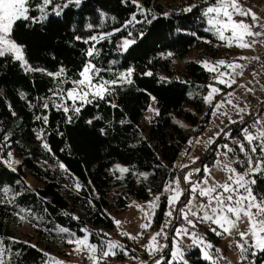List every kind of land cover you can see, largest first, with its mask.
I'll list each match as a JSON object with an SVG mask.
<instances>
[{"label":"trees","instance_id":"16d2710c","mask_svg":"<svg viewBox=\"0 0 264 264\" xmlns=\"http://www.w3.org/2000/svg\"><path fill=\"white\" fill-rule=\"evenodd\" d=\"M138 3L143 12L131 0H82L79 7L69 5L60 17L50 15L42 23L17 22L13 38L26 46V58L35 67L56 72L64 66L68 77L74 78L90 46L74 37L87 38L121 29L96 44L100 56L94 62L108 67L110 61H116L111 66L117 72L128 68L134 71L133 83L118 87L108 97L116 108L105 101H94L74 116L72 123H67L65 114L51 103L49 109L42 108L41 98L51 97L49 90L56 86L53 78L41 72H25L10 57L0 58V238L4 264H45L48 251L84 236L85 230L92 232L93 241L107 239L104 234L115 226L112 214L125 211L133 199L147 200L160 194L155 226L164 218L169 207L164 189L170 183L174 185L176 164L199 140L213 114V106L204 97L215 73L204 68L202 62H215L225 55L222 42L213 31L205 30L209 26L201 14L204 0ZM193 4L199 7L183 11ZM133 15L142 23L125 27ZM88 24L92 29L87 28ZM123 38L135 39L136 43L123 51L119 47ZM192 52H196L193 57ZM178 61L183 62L180 68ZM147 72L153 75H145ZM152 96L159 115L146 124L143 116ZM36 115H47V125L37 121ZM97 116L101 119H94ZM88 120L93 123L88 124ZM42 128L51 152L42 147L44 141L36 138ZM101 128L105 129L103 135ZM242 128V124L228 128L223 142L213 141L196 168L211 166L219 146L227 143L234 149L230 156L236 168L245 171L237 163L247 159L236 144L239 140L248 148ZM256 130L249 132L256 135ZM11 150L21 159L16 165L11 159L15 171L5 163ZM249 154L255 160L259 149ZM116 163L127 165L129 171L121 175L113 170ZM60 164L65 168L61 169ZM28 175L36 180L35 186L28 184ZM253 178L257 180L254 191L264 192V175ZM187 196H182L181 201L186 202ZM24 221L34 230L33 237L20 233ZM207 233L205 240L214 245L215 251L222 236L208 229ZM127 248L134 252L131 244ZM170 248L161 255L165 261L170 259ZM252 251L247 259L239 253V260L229 263L264 264V252L252 255ZM185 258L187 264H211L195 246ZM81 261L85 262L84 256Z\"/></svg>","mask_w":264,"mask_h":264},{"label":"snow or ice","instance_id":"6c2138e0","mask_svg":"<svg viewBox=\"0 0 264 264\" xmlns=\"http://www.w3.org/2000/svg\"><path fill=\"white\" fill-rule=\"evenodd\" d=\"M133 4L137 6L140 11H144L143 7L138 3V0H131ZM82 0H0V58L10 57L13 61L20 63V66L25 72H41L45 75L53 78L56 81V86L50 89L51 97L41 98L43 100L42 108L49 109V104L57 111H62L66 116V122L72 123L74 116H79L80 112L86 105L93 104L94 101H105L112 108H116L117 105L108 100L118 87H122L125 84H132L131 79L134 69L128 68L126 71L117 72L111 65H114L116 61H110L108 67L102 66L97 61L100 56V50L96 48V44L110 39L116 31L121 29H115L114 32L90 35L87 38L75 36L76 40H82L85 45H90L84 52L85 60L82 63L81 68L75 74L74 78L68 77V70L61 66L56 72L47 71L43 68H34L29 64L26 53L25 45L19 44L14 38L13 33L18 21H32L34 23H42L47 20L50 15L60 17L63 14L64 9H67L69 5L75 4L80 6ZM202 9V16L206 18L207 25L206 31H213L217 39L224 42L227 47L233 45L239 48H249L255 40L249 42L247 37H264V24L258 23L260 17L257 16L251 8H244L240 0H204ZM199 7L198 5H189L183 9L184 12H191L193 8ZM30 12H38L39 15H30ZM167 15V13H165ZM240 17L250 18L253 23L249 24L244 19H238ZM155 19V16H153ZM147 23H151V20H146ZM142 23L137 21L136 16L133 15L127 22L128 24ZM92 25L88 24L87 28L92 29ZM254 27H258L260 30L253 31ZM230 33V35H226ZM129 32V36H131ZM142 35V33H141ZM210 43V41H208ZM264 42V41H261ZM135 39L123 38L119 47L123 51L135 44ZM168 55H171L169 53ZM240 59H245L241 57ZM203 67L213 73H218L214 77L217 83L231 87L235 83L234 79H225L224 77L230 76V73L219 71L221 67L226 69L235 70L237 68H243L236 62H229L226 60H218L215 62H209L207 60L202 62ZM111 74V75H107ZM147 76H152V72L145 73ZM161 79H164L163 77ZM65 85H70L65 87ZM211 90L207 96L204 97L205 101L211 104L214 94L219 93L221 90L217 87L210 86ZM232 93H229L230 97ZM155 101V97H151ZM228 104H231V99L227 100ZM98 106V105H97ZM221 104L216 105L219 109ZM148 111L155 112L159 115L158 110L151 107ZM244 109H238V112H243ZM71 113V115H69ZM37 121H42L47 125V115H36ZM94 119L99 120L101 117L97 116ZM242 119V118H241ZM127 121H121L126 123ZM88 124H92L93 120H88ZM235 123V121H233ZM255 126V125H253ZM101 134L105 133V129H100ZM243 139L247 142L248 148L245 144L239 140L236 144L239 147V151L244 153L247 159L245 161H237L242 167H245V171L241 174L236 168H232L230 164H223L221 161H215L214 166L220 171H226L230 173L227 175L223 182H214L209 184V178L212 177V168L207 165L203 166V169L196 168L194 171L199 177L198 180H193L191 173L185 174L183 180L188 186V196L186 202L181 201V197L185 195V191L180 188V178L177 177L172 183L175 187H172L170 183L164 189L168 195L169 209L165 215L170 219L161 227L160 231L151 236L146 250L150 256L155 257L158 252H162L165 248H168V244H161L158 241V237H163L164 240H169L168 234L165 232V228L169 227L172 223V218L182 221L180 226H176L173 229V236L171 237L170 259L165 261L164 257L154 259L153 264H172L173 261L180 264H187L184 261V251L182 250V241L184 237H188L191 240V245L200 249L202 258L206 261H210L211 264H219L221 260H226V257L222 255L221 249L215 248V255L211 251L214 245L211 242L205 240L195 229L197 224L215 225V227H209V230L217 236L229 235L231 236L233 230L237 231L239 237L235 241L236 247L241 252V258L247 259L243 254L252 249V255H255L256 251L264 252V192H255L254 186L257 183L255 178L246 179V177H255L257 175H264V131H257V134L249 132L247 127L241 129ZM62 135V133H60ZM38 140L44 141V129H40L36 133ZM4 139H7L5 136ZM254 141H259L258 144H254ZM213 141L209 140L208 143ZM42 147L51 152L49 144L44 141ZM227 149L223 155L227 156L228 152H233L234 149L229 148L227 144L223 146ZM259 149V156L254 160V155ZM8 157L11 158L12 153L8 152ZM198 159V158H196ZM195 160H193V163ZM8 167L12 171L16 169L12 167V161L9 159L5 161ZM182 167H188L183 165ZM60 168L64 169L65 166L60 164ZM66 170V169H65ZM116 170L121 173H127L129 171L126 167L116 166ZM203 171L204 176H201ZM214 179V178H213ZM79 187V185H77ZM206 198V202L202 201L199 205L195 206L193 210V201L196 196ZM160 197L157 196L154 201L149 202V209H155L159 206ZM177 203H183V207L177 210ZM137 207H140L137 205ZM143 211V209H141ZM176 216L173 217V213ZM154 215V212L152 213ZM149 214L146 212L145 217L148 218ZM189 217H192L191 219ZM120 221H115V224L119 227ZM244 224V230H239V225ZM151 226L149 219L148 223L141 224V229H148ZM86 231V230H85ZM91 235V234H88ZM88 235L83 238L69 239V244H74L76 247L74 251L78 254L87 250L89 253L88 259L92 261V264H101L109 256L116 254L115 249L122 248L117 242L108 240L106 247L101 244L99 247L92 243H89ZM105 236L108 234L105 233ZM121 235L127 236L130 239H137L135 236H131L127 232H122ZM247 245V247H246ZM34 247V246H33ZM47 255V254H46ZM52 264H64L63 261L50 258ZM0 264H4L0 259Z\"/></svg>","mask_w":264,"mask_h":264},{"label":"rangeland","instance_id":"374dc122","mask_svg":"<svg viewBox=\"0 0 264 264\" xmlns=\"http://www.w3.org/2000/svg\"><path fill=\"white\" fill-rule=\"evenodd\" d=\"M248 1L251 2L252 11L255 12L257 16L264 18V0H248ZM244 21L247 23L246 20ZM226 35H230V33H226ZM220 45H221V48L224 49V55H225L224 57L223 56L221 57V60L223 59L229 62L234 61L240 65H243V68H237L234 71L231 69H226L224 67H221L219 69V71L230 73V76L224 77L225 79L235 80V83L232 84L231 87H227L225 85L217 83L214 77L218 75V73L214 74L212 83H210L209 85L208 93L211 90L210 86L217 87L221 91L217 94H214L211 104L207 102L209 105L213 106V114H212V118L210 122L206 126L204 132L201 134V137H199V140L202 142H206L208 139L207 138L205 139L206 141H204L203 140L204 138L208 136L212 137L213 131L217 127L221 119L224 116L229 115L231 111L233 110L238 111V109H244V111L247 110L248 109L247 97L249 96V94L253 92H257L264 88V65L261 66L258 69V71L249 70L248 68L249 64L251 63L253 59V49L252 48L250 47L249 48H239L235 45H233L232 47H227L224 42H222ZM195 54L196 52H192L191 57H193ZM241 57H244L245 59H240ZM29 64L32 65V63L30 62ZM182 65H183V62L179 63L178 61L179 68L182 67ZM33 67L39 68L35 66ZM69 86L70 85H67V87ZM224 87H227V89H225ZM229 93H232L230 97L228 96ZM228 99H231L232 101L231 104L227 103ZM218 104L222 105V107H220L219 109L216 108V105ZM149 107L158 110L156 99L155 101H153L152 99L150 100L148 108ZM155 116H156L155 112H150L147 109L144 113L143 121L146 124H150ZM257 130L264 131V111L258 116ZM220 142H223V140H220ZM223 146L224 145L219 146L220 150L218 152V156L215 161L219 160L223 164H230L232 168H236L234 164V160L230 156V152H228L227 156L223 155V153L227 151V149H225ZM228 147L230 146L228 145ZM10 152L12 153V156L10 159H13V165L19 164L21 159L15 155V152L13 150H11ZM214 164L215 162L211 166H209L210 168H212V177L214 178V179L209 178L210 185L214 182H223L226 179L227 175L230 174V173H227L226 171L218 170L214 166ZM117 165H119L120 167L128 168V166L125 164L116 163L113 167V170H116ZM237 171L240 172L241 174L244 172V171H239L238 169ZM204 175L206 174H203L201 176H204ZM246 179H253V177H246ZM26 180L28 184H30L31 186H35L37 184L36 180L31 175H28ZM174 185H172V187H175ZM170 194L171 193H168V195ZM157 196L160 197L159 199V206H160L161 195L156 194L147 200L133 199L131 200L129 207L125 211H122L119 213H113L112 216L114 218V221H120L121 223L119 227L115 224L113 229H111L110 231H107L106 233L108 234L107 235L108 238L103 241H93L91 239L92 232L89 230H86L85 235L91 234V235H88L89 243L97 245L98 247L101 244H104V246L106 247V242L108 240L117 242L120 245H122V248L115 249L116 254L114 256H109L106 260L102 261L101 264H134L139 261V259H137L138 258L137 255H135L136 253L138 252L148 253V251L145 248V245L148 244L151 236L159 231L158 226H155L154 224L156 213L159 209V206L153 210V209H149L148 205H149V202L154 201ZM202 201L206 202V198H201L197 195L195 200L193 201V210H195V206L199 205ZM137 205H139L140 207H137ZM176 207L181 208L183 207V204L179 206V203H177ZM141 209H143V211ZM167 211L168 210L166 209V212ZM146 212L149 214L148 218L145 217ZM153 212H154V215L152 214ZM189 218L191 219L192 217H189ZM149 219L151 222V226L146 230L141 229L140 225L144 223H148ZM181 224L182 222L178 224L177 226H180ZM197 225L201 226V224L199 223ZM202 225L208 230H209V227H215V225H206V224H202ZM244 227H245L244 224H240L239 230H244ZM122 232H127L131 236L137 237V239H130L127 236L121 235ZM20 233L22 234L23 237H33L35 235L34 230L27 224L26 221H24L23 226L20 228ZM84 236H81L79 238H83ZM157 239L159 241V237ZM183 239L187 241L190 240L188 237H184ZM238 239L239 237L237 235L236 230H233V233L231 236L227 234L222 235V243L220 245L221 251L223 253H226L227 256H229L228 258L232 262H236L237 260H239L238 254L239 253L241 254L240 250L236 247V244H235V241ZM127 244H131L133 246V249H136L137 252H135V254L132 253V251L129 248H127ZM75 247L76 246L74 244H69L66 241L63 244V246L61 245V246H57L56 248L51 249L50 251H48L49 257L45 264H52V261L50 259L51 257H55L56 259L63 261L64 264H68V261L72 259V255L74 253H77L74 251ZM251 250L252 249H249V251ZM249 251L244 253L243 255L247 257ZM2 253H3V244L0 238V259H1ZM81 254L84 256V260H85L83 264H92V261L88 259L89 253L87 252V250H85L84 252H81ZM185 255L186 253L184 252V260L186 259ZM136 259L137 261L135 262Z\"/></svg>","mask_w":264,"mask_h":264},{"label":"built area","instance_id":"2783aa9c","mask_svg":"<svg viewBox=\"0 0 264 264\" xmlns=\"http://www.w3.org/2000/svg\"><path fill=\"white\" fill-rule=\"evenodd\" d=\"M242 6L244 8H251V2L248 0H240ZM252 10V9H251ZM259 17V16H258ZM238 19H244L247 21V23L251 24L253 23L250 18H243L240 17ZM260 24H264V18L260 17V20L258 21ZM260 30L258 27H254L253 31ZM247 40L251 42L252 40H255L256 43H253L250 48L253 49V60L249 64L248 68L249 70L258 71V69L264 65V37H247ZM248 101V109L243 112H238L237 110H233L229 113V115H226L223 117L221 123L214 129L212 137L208 139L206 142H201L200 140L194 141L189 149L184 153L182 159L178 161L176 164L177 172H176V178H180V188L185 191V195H188L187 189L188 186L185 184L183 180V176L185 174L191 173L192 179H197V174L194 171L196 169V163L199 162L201 157L208 151V149L213 145L212 143H208L209 140L215 141V140H223L222 138L227 135V129L231 128L235 125L242 124L244 127H247L248 130H255L257 128L258 124V116L264 111V88L249 95L247 98ZM260 112V114H259ZM242 118V119H241ZM235 121V123H233ZM255 125V126H253ZM200 141V142H199ZM236 141V140H235ZM230 148V147H229ZM198 158V159H196ZM193 160L195 162L193 163ZM183 165H188V167H182ZM183 196V197H184ZM179 206H181V203H179ZM177 208V207H176ZM167 210H170L169 207ZM179 210V208H177ZM176 216V213H173V217ZM170 218L166 215L158 225L159 231L161 227L169 220ZM182 221L172 218V223L169 225V227L165 228V232L169 236V240H164L163 237H159V241L161 244H168L169 247H171V237L173 235V229L178 224H180ZM200 235H202L204 238L207 236V229L204 226H198L195 229ZM188 245H191V240L182 241V250L186 253L189 251L191 247H188ZM168 247V248H169ZM168 248H165L162 252H158L157 256H161ZM219 249H221L220 246H218ZM213 254L215 255V251L213 249L211 250ZM222 255L226 257V260H221L219 264H230V259L228 258L226 253H223L221 251ZM138 255L141 257V260L134 263V264H149V261L153 259V256H150L147 252H138ZM83 255L81 253H74L72 255V259L68 261V264H83L82 260ZM145 259V261H144Z\"/></svg>","mask_w":264,"mask_h":264},{"label":"crops","instance_id":"0c3cea01","mask_svg":"<svg viewBox=\"0 0 264 264\" xmlns=\"http://www.w3.org/2000/svg\"><path fill=\"white\" fill-rule=\"evenodd\" d=\"M208 137H206V138H204L203 140L204 141H206L205 139H207ZM208 140V139H207ZM221 245V244H220ZM141 251V250H140ZM135 252H137V250L136 249H134V252L132 251V253H134L135 254ZM158 254V253H157ZM157 254L155 255V257H153V260L154 259H158L159 257H161V256H157ZM135 255H137V259H139V261L141 260V257L138 255V253H136ZM239 255V257H240V254H238ZM229 257V256H228ZM137 259L135 260V262L137 261ZM232 262V261H231Z\"/></svg>","mask_w":264,"mask_h":264}]
</instances>
